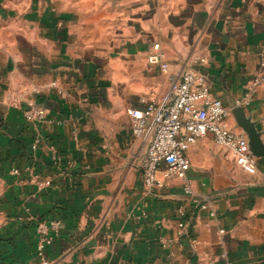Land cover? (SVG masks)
I'll return each mask as SVG.
<instances>
[{"label":"crops","instance_id":"1","mask_svg":"<svg viewBox=\"0 0 264 264\" xmlns=\"http://www.w3.org/2000/svg\"><path fill=\"white\" fill-rule=\"evenodd\" d=\"M154 44L167 73L148 62ZM189 70L258 162L246 173L206 136L187 153L192 201L177 180L145 191L128 114ZM254 77L264 0H0V264H38L41 219L62 223L48 264H264V82L237 105Z\"/></svg>","mask_w":264,"mask_h":264},{"label":"built area","instance_id":"2","mask_svg":"<svg viewBox=\"0 0 264 264\" xmlns=\"http://www.w3.org/2000/svg\"><path fill=\"white\" fill-rule=\"evenodd\" d=\"M196 59L197 62L206 63L205 58ZM148 62L159 66L163 73L169 71L160 44L152 46ZM263 82L261 77L250 80L245 99L238 101L237 105L250 101ZM128 114L132 118V133L143 148V154L139 156L138 161L141 181L148 194L164 188L170 181L177 180L183 184L187 201H192L195 192L188 179L191 166L187 153L208 135H212L217 145L232 153L243 171L251 175L257 173L258 162L249 150L246 137L226 125L228 110L221 100L212 96L210 87L197 71H185L180 78L172 79L170 90L159 101H151L143 109H130ZM24 117L28 123L36 124L44 119V112L35 103H30L24 109ZM40 142L39 137L34 140L33 151L38 149ZM59 160L56 159L57 162ZM27 171L31 180L40 184L35 169L32 167ZM198 208L202 211L210 210V205L204 202L200 203ZM209 212L214 218L215 212L212 209ZM178 213L181 217L179 228L184 231L187 227L184 221L185 211L180 208ZM61 225L58 220L38 221L37 237L41 257L38 264H48L44 259L43 250L54 241ZM220 232L225 233L223 230ZM221 256L224 259L226 257L225 254Z\"/></svg>","mask_w":264,"mask_h":264},{"label":"water","instance_id":"3","mask_svg":"<svg viewBox=\"0 0 264 264\" xmlns=\"http://www.w3.org/2000/svg\"><path fill=\"white\" fill-rule=\"evenodd\" d=\"M249 150H250V152L253 154V152H252V150H251V147H250V144H249Z\"/></svg>","mask_w":264,"mask_h":264},{"label":"rangeland","instance_id":"4","mask_svg":"<svg viewBox=\"0 0 264 264\" xmlns=\"http://www.w3.org/2000/svg\"><path fill=\"white\" fill-rule=\"evenodd\" d=\"M36 233H37V227H36Z\"/></svg>","mask_w":264,"mask_h":264}]
</instances>
